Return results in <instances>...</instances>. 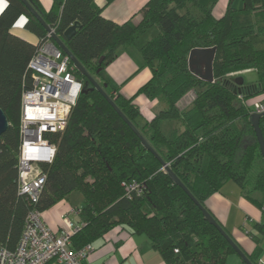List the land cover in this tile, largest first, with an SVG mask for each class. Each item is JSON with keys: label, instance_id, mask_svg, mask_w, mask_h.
<instances>
[{"label": "trees", "instance_id": "16d2710c", "mask_svg": "<svg viewBox=\"0 0 264 264\" xmlns=\"http://www.w3.org/2000/svg\"><path fill=\"white\" fill-rule=\"evenodd\" d=\"M5 1L0 12V109L8 128L0 135V249H15L31 209L42 213L79 192L83 205L73 212L76 221L71 220L79 227L71 237L73 250L120 227L147 236L166 264H225L235 252L163 165L204 208L228 182L263 208L264 162L249 119L253 103L264 102V0H243L238 10L228 6L220 19L199 0H148L137 23L129 19L122 24L105 18L95 0H53L48 12H42L37 0H27L60 38L78 24L64 45L161 160L75 71L82 89L65 129L45 135L56 153L51 163L38 164L46 180L36 203L18 193L21 99L32 87L28 64L47 33L20 0ZM21 17L36 44L12 32ZM130 48L151 73L135 96L165 104L142 125L134 97H123L106 73L118 52ZM210 48L216 52L208 82L190 71L188 58L194 49ZM246 72L253 73L251 79H245ZM237 77L243 78L242 86L235 84ZM85 86L89 89L82 92ZM187 92L193 93L191 105L180 109ZM162 122L175 127L165 135ZM259 127L264 137V116ZM132 183L140 193L125 190Z\"/></svg>", "mask_w": 264, "mask_h": 264}, {"label": "crops", "instance_id": "0c3cea01", "mask_svg": "<svg viewBox=\"0 0 264 264\" xmlns=\"http://www.w3.org/2000/svg\"><path fill=\"white\" fill-rule=\"evenodd\" d=\"M147 1L113 0L107 4L106 0H95V3L103 8L102 14L105 18L122 24L129 19L137 23L140 19L139 11ZM199 1L210 7L215 19H220L228 6L236 10L243 7V0ZM37 4L42 12H48L53 0H37ZM5 6L6 1L0 0V12ZM25 21L24 17L19 18L12 32L32 43L34 38L35 40L37 38L24 29ZM28 37H31L30 40ZM106 73L117 84L123 97L126 99L134 97V104L139 107L143 117L138 121L139 125L165 108V104L160 100H150L144 95L135 96L138 89L150 79L151 73L143 66L142 59L133 48L120 50L117 58L107 66ZM165 125L168 131L175 127V123L168 122ZM82 205L81 193L72 192L42 212V219L47 227L54 233H58L63 218L67 216L70 220L76 221L77 216L73 212L80 209ZM205 208L227 231L249 260L253 258L256 264L259 261L264 262V212L243 198L236 184L226 183L218 193L208 198ZM258 227L261 233L256 229ZM92 246L93 251L82 261V264H166L161 254L152 247L147 236L133 234L120 227L112 229L102 238L94 241ZM225 264L245 263L234 253L228 256Z\"/></svg>", "mask_w": 264, "mask_h": 264}, {"label": "built area", "instance_id": "2783aa9c", "mask_svg": "<svg viewBox=\"0 0 264 264\" xmlns=\"http://www.w3.org/2000/svg\"><path fill=\"white\" fill-rule=\"evenodd\" d=\"M51 32L55 33L54 29ZM28 68L32 87L22 93L21 99L18 193L36 203L46 180L38 164L51 163L56 153V146L45 135L65 129L82 83L75 77L69 57L51 39V33L39 46ZM252 111L264 116V102H254ZM125 190L140 193L135 183ZM78 230V226L64 217L60 231L54 233L44 223L42 213L31 209L15 249H0V264H82L93 246L72 249L71 237Z\"/></svg>", "mask_w": 264, "mask_h": 264}, {"label": "water", "instance_id": "95a60500", "mask_svg": "<svg viewBox=\"0 0 264 264\" xmlns=\"http://www.w3.org/2000/svg\"><path fill=\"white\" fill-rule=\"evenodd\" d=\"M22 4L25 6V8L31 13V15L41 24V26L44 28L46 33H51V38L55 45L65 54L69 57L70 61L72 62L73 66L75 67L76 71L85 77L90 83L94 89H96L103 98L110 104V106L116 111V113L120 116V118L129 126V128L134 132V134L140 139L141 144L143 147L150 151L153 155H155L158 159L159 157L156 155V153L153 151L151 146L147 143V141L139 134L137 129L127 120V118L121 113V111L116 107V105L113 103V101L106 95V93L99 87V85L89 76V74L86 72V70L83 68V66L77 61V59L69 52L67 47L64 45L63 40H69L73 34L75 33L78 24L74 23L69 28H67L63 34L62 38L56 36L51 32V28L44 22L42 13L38 11L37 7L33 6L30 1L27 0H20ZM216 49L210 48V49H194L190 52L189 58H188V65L191 72H193L195 75L199 76L201 79L211 82L213 80V73H212V64L214 60ZM235 84L239 87L243 85V78L237 77L234 79ZM87 89H83L82 92H86ZM263 117L261 114L253 113L250 116V124L254 130L256 140L260 149V153L264 162V137L261 132V129L259 127V121ZM8 128V121L3 113V111L0 109V135H2ZM160 160V159H159ZM161 161V160H160ZM165 168V171L168 173L169 177L173 181L174 184L179 186L181 189L184 190V192L189 196V198L199 207L201 210L204 219L212 226H214L218 232L225 238V240L228 242L230 247L233 249V251L239 256V258L245 263V264H252L247 256L239 249V247L231 240V238L223 231V229L219 226V224L216 222V220L212 217V215L204 208L202 207L189 193V191L183 186V184L179 181V179L171 172V170L167 167V165H163Z\"/></svg>", "mask_w": 264, "mask_h": 264}, {"label": "rangeland", "instance_id": "374dc122", "mask_svg": "<svg viewBox=\"0 0 264 264\" xmlns=\"http://www.w3.org/2000/svg\"><path fill=\"white\" fill-rule=\"evenodd\" d=\"M153 30H155V29H153ZM153 30H151V31H149L146 35H143L139 40H138V42H141V41H143V40H145L147 37H149L152 33H153ZM26 33V32H25ZM53 33V32H52ZM29 34H31V33H29ZM48 34V33H47ZM53 34H55V33H53ZM29 36V35H28ZM34 36V35H33ZM29 38H31V37H28V39ZM32 38H34V37H32ZM52 39V38H51ZM30 40V39H29ZM26 41H28V40H26ZM33 44H36L37 43V40H35V38H34V40H33V42H32ZM67 56V55H66ZM72 63V62H71ZM73 65V64H72ZM73 68H74V72L76 71V69H75V67L73 66ZM236 75V74H235ZM245 76V79L246 80H249V79H251L252 78V76H253V73H249V74H245L244 75ZM192 100H193V93L192 92H187L182 98H181V100H180V102H179V104H178V106H179V108L180 109H186V108H188V107H190V105H191V102H192ZM134 103V102H133ZM161 103V102H160ZM136 105V104H135ZM171 124L173 123V122H170ZM165 124H168V122H162L161 123V128L163 129V133L165 134V135H167V134H169L171 131H172V129L173 128H171L169 131L166 129V125ZM179 129H181L180 127H179ZM262 210V209H261Z\"/></svg>", "mask_w": 264, "mask_h": 264}]
</instances>
